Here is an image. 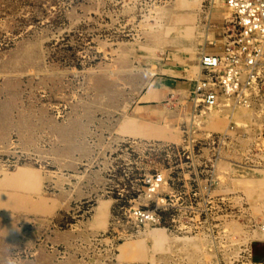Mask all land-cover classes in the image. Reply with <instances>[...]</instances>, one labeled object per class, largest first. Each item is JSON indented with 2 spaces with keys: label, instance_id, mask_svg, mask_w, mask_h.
Listing matches in <instances>:
<instances>
[{
  "label": "rangeland",
  "instance_id": "rangeland-1",
  "mask_svg": "<svg viewBox=\"0 0 264 264\" xmlns=\"http://www.w3.org/2000/svg\"><path fill=\"white\" fill-rule=\"evenodd\" d=\"M223 1L0 0V264H264V99L191 98Z\"/></svg>",
  "mask_w": 264,
  "mask_h": 264
},
{
  "label": "built area",
  "instance_id": "built-area-1",
  "mask_svg": "<svg viewBox=\"0 0 264 264\" xmlns=\"http://www.w3.org/2000/svg\"><path fill=\"white\" fill-rule=\"evenodd\" d=\"M222 4L230 11L224 45L219 52L200 54V74L191 90L194 106L205 110L249 107L264 99V0H224ZM145 182L149 190L154 189L156 181L146 178ZM133 213L153 220L151 214Z\"/></svg>",
  "mask_w": 264,
  "mask_h": 264
},
{
  "label": "crops",
  "instance_id": "crops-1",
  "mask_svg": "<svg viewBox=\"0 0 264 264\" xmlns=\"http://www.w3.org/2000/svg\"><path fill=\"white\" fill-rule=\"evenodd\" d=\"M228 13V12H227ZM223 14H226V13H223ZM216 52H218V51H216ZM261 246V245H260ZM262 246H264V244L262 245Z\"/></svg>",
  "mask_w": 264,
  "mask_h": 264
}]
</instances>
